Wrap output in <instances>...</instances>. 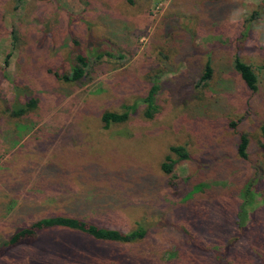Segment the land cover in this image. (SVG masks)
<instances>
[{
  "label": "rangeland",
  "instance_id": "rangeland-1",
  "mask_svg": "<svg viewBox=\"0 0 264 264\" xmlns=\"http://www.w3.org/2000/svg\"><path fill=\"white\" fill-rule=\"evenodd\" d=\"M78 54L86 75L66 82ZM105 112L128 119L104 126ZM263 124L264 0H0V264H264ZM173 146L189 158L165 175ZM55 216L146 235L112 244L44 229L3 245Z\"/></svg>",
  "mask_w": 264,
  "mask_h": 264
},
{
  "label": "trees",
  "instance_id": "trees-1",
  "mask_svg": "<svg viewBox=\"0 0 264 264\" xmlns=\"http://www.w3.org/2000/svg\"><path fill=\"white\" fill-rule=\"evenodd\" d=\"M20 0H16L19 3ZM13 36H15L13 34ZM16 38V37H15ZM103 55H108L113 57L111 54L99 53L95 57L101 58ZM119 58H122L120 54L117 55ZM89 65L88 58L83 56L82 54H78L74 58L73 67L71 68V72L69 74L63 75L62 79L66 82H78L83 79L86 75V69ZM233 69L237 72L246 85V87L251 92H256L258 89V80L257 76L253 72L251 66L242 62L238 57L234 58ZM213 74V70L210 62H207L205 65L204 71L200 77L201 83L203 85H207V83L211 80ZM158 90V86L153 84L150 90L148 91L147 96L144 99V103L146 104V108L144 111V116L147 118H151L156 109L154 108V96ZM34 103L33 100L29 102V104H25L24 106H18L13 109L11 114L13 116L19 117L28 112ZM129 109V108H128ZM128 113L124 112L122 114L114 113V112H105L102 114V121L104 126H108L109 124H118L127 121ZM237 126L236 122L230 123V127L235 129ZM260 132L262 137L264 138V124L261 125ZM237 145V154L241 159H246L248 157V145L249 140L246 134H240L238 138ZM260 148L262 151V155L264 157V142H260ZM175 155L176 160L171 157V155ZM189 158L186 149L182 146H173L170 148L169 155L165 157L164 162L160 165L161 172L165 175H171L173 173L174 166L178 161L187 160ZM251 186H247L243 189L240 198L243 200V204L241 205L240 211L241 216L239 218L241 220V224L243 223L245 216L248 212V207L253 204V192L251 191ZM44 229H61L66 231H72L88 238L101 243H114V244H133L138 241L144 239L146 235V231L142 227H138L137 229L131 231L130 233H122L115 229L103 228L96 226L94 224L88 223L81 219L70 218L64 216H55L41 219L28 227L20 229L16 231L10 238L4 243L5 247L14 246L20 244L25 240H33L36 238L39 231Z\"/></svg>",
  "mask_w": 264,
  "mask_h": 264
}]
</instances>
